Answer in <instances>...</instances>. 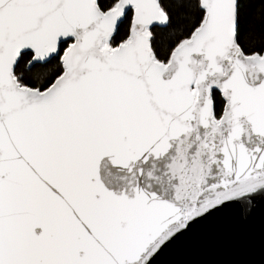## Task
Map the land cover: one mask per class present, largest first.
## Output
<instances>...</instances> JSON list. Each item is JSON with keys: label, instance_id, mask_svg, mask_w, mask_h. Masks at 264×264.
<instances>
[{"label": "snow or ice", "instance_id": "6c2138e0", "mask_svg": "<svg viewBox=\"0 0 264 264\" xmlns=\"http://www.w3.org/2000/svg\"><path fill=\"white\" fill-rule=\"evenodd\" d=\"M264 211V0H0V264H160Z\"/></svg>", "mask_w": 264, "mask_h": 264}, {"label": "water", "instance_id": "95a60500", "mask_svg": "<svg viewBox=\"0 0 264 264\" xmlns=\"http://www.w3.org/2000/svg\"><path fill=\"white\" fill-rule=\"evenodd\" d=\"M160 264H264V211L247 223L208 226L167 252Z\"/></svg>", "mask_w": 264, "mask_h": 264}]
</instances>
